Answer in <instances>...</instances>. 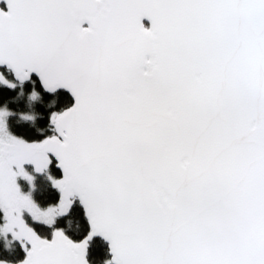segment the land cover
I'll return each mask as SVG.
<instances>
[{
  "label": "snow or ice",
  "instance_id": "6c2138e0",
  "mask_svg": "<svg viewBox=\"0 0 264 264\" xmlns=\"http://www.w3.org/2000/svg\"><path fill=\"white\" fill-rule=\"evenodd\" d=\"M7 7L0 64L75 97L40 142L11 135L0 110V230L30 244L20 264H88L97 233L108 264H264V0ZM49 152L64 175L49 177L61 198L42 209L16 177L31 182L23 163L43 171ZM74 194L90 228L79 242L62 229L42 238L23 219L51 226Z\"/></svg>",
  "mask_w": 264,
  "mask_h": 264
},
{
  "label": "trees",
  "instance_id": "16d2710c",
  "mask_svg": "<svg viewBox=\"0 0 264 264\" xmlns=\"http://www.w3.org/2000/svg\"><path fill=\"white\" fill-rule=\"evenodd\" d=\"M0 74L14 85L9 86V84L0 82V108H5L10 112L7 119L9 131L27 142H40L53 135L55 126L51 122V115L62 111L73 103L70 94L65 90L54 93L46 92L36 77L20 83L6 68H2ZM20 120H34V123L31 125L20 122ZM50 161L49 168L39 172L29 166L35 176L32 196L42 207L57 205L60 200V193L49 177L57 179L61 176V172L52 157H50ZM23 187L30 190L28 182L23 181ZM26 218L38 234L47 239L52 237L55 229H62L69 239L81 241L90 230L84 209L77 198L72 201L70 211L67 214L58 215L55 223L51 226L34 221L29 214H26ZM3 223L4 214L0 211V225ZM0 236L3 237L0 239V261L20 264L26 256L25 245L30 247V244L21 242L19 239L9 242L2 230H0ZM4 247L13 249V251L9 252ZM87 258L89 264H107V261H111L108 244L102 238L92 236L88 241Z\"/></svg>",
  "mask_w": 264,
  "mask_h": 264
},
{
  "label": "water",
  "instance_id": "95a60500",
  "mask_svg": "<svg viewBox=\"0 0 264 264\" xmlns=\"http://www.w3.org/2000/svg\"><path fill=\"white\" fill-rule=\"evenodd\" d=\"M0 9H2V10L5 11V12L8 11L7 0H0ZM141 22L144 24V26H145L146 28H150V27H151V21H150L147 17H143ZM146 23H148L149 26L146 25ZM84 26L87 27V22H85ZM2 68H6V69L10 70V71L12 72V74H13L14 79H15L16 81L20 82V83H24V82L30 81L33 77H36V78L39 80V82H40L42 88H43L46 92L54 93V92H57V91H59V90H65L66 92H68V93L70 94V96L72 97V99H73V103H72L70 106H68L67 108L63 109L62 111H60V112H58V113H61V112L65 111L66 109L71 108V107L74 105V103H75V97H74V95L72 94V92H71L68 88H65V87H63V86H60V87H57L54 91H49V90H47V89L44 87V85H43V83H42V80H41L39 74L36 73L35 71L30 72L28 78L25 79V80H23V81H21V80H20L19 78H17V76L15 75V71H14V69L10 68L6 63H4V64H0V71H1ZM54 126H55V125H54ZM56 134H57V133H56V129H55V133H54L53 135H56ZM53 135H51V136H53ZM51 136H48V137H51ZM46 138H47V137H46ZM42 141H43V140H42ZM47 155H48V156H51V157L56 161V167H57V168L60 170V172H61V176L58 177L57 179L62 178L63 175H64V172H63L62 167L59 166V160H58V158H57L53 153H51V152L47 153ZM57 190H58V189H57ZM58 191H59V190H58ZM59 193H60V191H59ZM60 198H61V193H60ZM75 198H77V199L79 200L80 204L82 205L81 200H80V197H79V194H74L73 196L70 197V199H71L72 201H73ZM82 207H83V205H82ZM83 209H84V207H83ZM84 212H85V209H84ZM85 216H86V214H85ZM86 218H87V216H86ZM87 220H88V219H87ZM94 236L99 237V238H102V239L108 244V246H109V253H110L111 261H112L113 253L111 252L110 241L107 240V239H106L102 234H100V233H97V234H95ZM49 239H51V238H49ZM71 240H72V239H71ZM73 241H74V242H79V241H76V240H73ZM87 247H88V244H87ZM25 257H26V256H25ZM85 258H86V260L88 261V258H87V248H86V257H85ZM24 259H25V258H24ZM88 264H89V263H88Z\"/></svg>",
  "mask_w": 264,
  "mask_h": 264
},
{
  "label": "rangeland",
  "instance_id": "374dc122",
  "mask_svg": "<svg viewBox=\"0 0 264 264\" xmlns=\"http://www.w3.org/2000/svg\"><path fill=\"white\" fill-rule=\"evenodd\" d=\"M0 82H1V81H0ZM0 110L5 111V112L8 113V115L5 117L7 131H8L11 135H14V134H12V133L9 131L8 126H7V119H8V116H9L10 112H9L7 109H5V108H0ZM14 136H16V135H14ZM16 137H18V136H16ZM19 138H20V137H19ZM22 139H23V138H22ZM25 141H26V140H25ZM48 157H49V159H50L51 156H48ZM50 162H51V161H50ZM49 164H50V163H49ZM29 166H32V167L34 168V170H36V169H35V165H34L33 163H31V162H24L23 165H22V167L25 169V171H26V172H27V173L33 178L31 182H29L24 176H20V175H18V176L16 177V183H17V185H18V187H19V190H20L21 194H23V195H28V196L33 200V202L36 203V204H37L40 208H42V209H47V208L50 207V206H56V205H50V206H47V207H42V206H40V205L34 200V198H33V196H32V191H33V189H34V187H35V182H34L35 176H34V174L32 173V171L29 169ZM48 168H49V165H48L47 168L44 169V170H47ZM13 170H14V171H18V169L16 168L15 165H13ZM23 181L28 182V183L30 184V190H29V191L26 190V189H24V187H23ZM26 214H29V213L25 210V211L23 212V219L26 221V223H27L29 226L33 227V226L28 222V220H27V218H26ZM29 215H30V214H29ZM30 216H31V215H30ZM57 217H58V216L55 217V221H56ZM31 218H32V217H31ZM4 223H5V220H4ZM4 223H3V224H4ZM54 223H55V222H54ZM3 224H2V225H3ZM33 229H34V228H33ZM34 230H35V229H34ZM35 231H36V230H35ZM36 232H37V231H36ZM2 233L4 234L5 238H6L9 242L16 240V238L12 235L11 232L2 231ZM37 233H38V232H37ZM19 240L22 242L21 239H19Z\"/></svg>",
  "mask_w": 264,
  "mask_h": 264
},
{
  "label": "clouds",
  "instance_id": "9594fccd",
  "mask_svg": "<svg viewBox=\"0 0 264 264\" xmlns=\"http://www.w3.org/2000/svg\"><path fill=\"white\" fill-rule=\"evenodd\" d=\"M20 122H23V123H29V124H33L34 123V120H20ZM0 239H3V237L2 236H0ZM5 248V247H4ZM5 250H7V251H9V252H11V251H13V249H10V248H5ZM4 262H6V264H11V262H9V261H4ZM107 264H108V261H107Z\"/></svg>",
  "mask_w": 264,
  "mask_h": 264
},
{
  "label": "flooded vegetation",
  "instance_id": "af4514ba",
  "mask_svg": "<svg viewBox=\"0 0 264 264\" xmlns=\"http://www.w3.org/2000/svg\"><path fill=\"white\" fill-rule=\"evenodd\" d=\"M146 25H148V26H149V24H148V23H146Z\"/></svg>",
  "mask_w": 264,
  "mask_h": 264
}]
</instances>
